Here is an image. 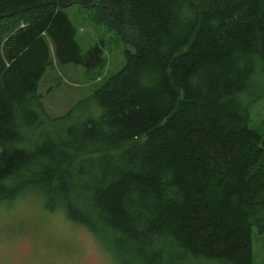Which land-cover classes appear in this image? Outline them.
<instances>
[{
    "label": "trees",
    "instance_id": "1",
    "mask_svg": "<svg viewBox=\"0 0 264 264\" xmlns=\"http://www.w3.org/2000/svg\"><path fill=\"white\" fill-rule=\"evenodd\" d=\"M125 45L51 117L39 92L82 56L65 9ZM264 0H0V202L36 193L116 264H254L264 234Z\"/></svg>",
    "mask_w": 264,
    "mask_h": 264
},
{
    "label": "rangeland",
    "instance_id": "2",
    "mask_svg": "<svg viewBox=\"0 0 264 264\" xmlns=\"http://www.w3.org/2000/svg\"><path fill=\"white\" fill-rule=\"evenodd\" d=\"M65 13L80 54L85 56L98 47L105 64L86 71L81 66L54 63L39 87L51 117L63 115L75 102L90 96L120 70L125 58V45L98 20L95 11L73 5ZM256 123L264 132V115ZM46 203L36 193L0 202V264H116L88 230L69 221L62 210H47ZM254 233L253 263L264 264V234Z\"/></svg>",
    "mask_w": 264,
    "mask_h": 264
}]
</instances>
